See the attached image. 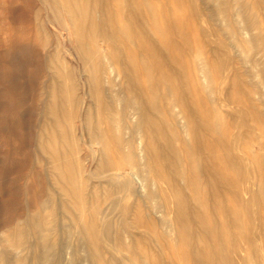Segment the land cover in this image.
Here are the masks:
<instances>
[{"label": "rangeland", "instance_id": "obj_1", "mask_svg": "<svg viewBox=\"0 0 264 264\" xmlns=\"http://www.w3.org/2000/svg\"><path fill=\"white\" fill-rule=\"evenodd\" d=\"M248 2L249 5L242 6L241 0H190L191 9L189 3L181 7L172 4L165 13L168 16L183 15L186 20L185 29L190 42L185 44L179 39L180 60L187 65V71L197 78V86L207 95L209 109L217 111L223 123L228 125L226 137L231 144L227 150L261 157L264 155L262 123L247 119L250 122L246 126L241 118V113L249 106L264 107V74L261 75L259 70L264 67V0ZM110 4L115 7V0H110ZM238 7L243 8L245 16L249 13L253 15L249 24L250 30L255 33L252 38L241 30L244 20L237 18ZM159 8L162 5L155 3L149 9L157 11ZM72 35L73 31L66 26L63 17L52 11L47 0H0V264H33L34 256L42 263L45 259V244L41 242L44 233L50 235L51 246L60 233L47 264H179L173 249L181 241L178 237H171L176 234L174 231L171 233L169 228L173 220L164 213L167 205L164 204L161 211L155 209L133 174V171L144 170V161L131 153L130 147L123 142L109 170L105 173L101 171L100 145L84 127L89 122L88 106L95 108L96 101L84 93L83 79L77 74L69 78L66 72V63L77 60L78 50L70 40ZM173 37L179 38L175 32ZM88 38L86 33L84 40ZM117 47L124 48L120 38L114 41L98 38L94 53L102 61L101 84L109 97H113L110 109L106 111L113 107V113L119 115L124 110L117 102L118 83L99 54ZM213 51L219 52L225 59L223 69L217 70L213 63ZM204 58L209 60L210 86L200 77ZM237 80L242 85L239 88L234 86ZM145 83L146 80L143 85ZM54 85L66 87L72 92L73 118L71 122H62L59 131L74 135L72 148L79 168L85 172V178L76 177L78 185L81 181L86 182V187L81 190L85 203L82 214L85 221L93 216L92 219L97 218L100 225L104 224L105 236L100 234L98 240L79 232L80 227L76 225L81 206L76 196L71 197L59 188L45 158L42 128L48 121L49 89ZM161 91L163 93L164 90ZM167 106L163 113L171 112ZM172 132H175L173 143L182 147L185 135L180 126L176 124ZM238 132L239 141H234L232 135ZM124 136L127 142L133 137V131L125 130ZM207 141L214 143L215 138L210 136ZM177 151L179 159L175 158L176 162L194 170L198 159L193 157L189 162L187 147ZM220 152L222 150L215 153ZM216 159L215 154L204 157L208 164ZM208 171L209 167L205 166V172ZM216 177L211 175L209 178L212 180L208 179L217 183L219 177ZM176 180V186H182L187 194L190 190L193 193L181 177ZM127 183H131V192L123 188ZM209 192L212 198L213 190ZM230 194V189L225 187L223 199H229ZM127 200L133 204L128 212L121 204V201ZM204 209L207 210L208 206ZM27 213L36 219V224L33 231L30 230L20 241V232L6 231L14 228L20 215ZM254 226L259 232L253 238L257 236L256 243L260 245L255 255L261 257L264 256L262 216ZM198 234L197 229L196 237L201 243ZM130 238H139L144 247L138 248L136 253L130 252ZM87 243L98 246L100 257L97 255L95 258L88 253L90 248ZM239 254L247 256L248 264H251L254 257L249 245L244 246Z\"/></svg>", "mask_w": 264, "mask_h": 264}, {"label": "bare ground", "instance_id": "obj_2", "mask_svg": "<svg viewBox=\"0 0 264 264\" xmlns=\"http://www.w3.org/2000/svg\"><path fill=\"white\" fill-rule=\"evenodd\" d=\"M47 1L52 11L63 17L66 26L73 31L70 40L76 45L78 53L76 61L65 65L68 77L77 74L83 79L84 93L96 101L95 108L93 105L88 106L89 122L84 127L88 128L87 131L93 135L96 144L100 145L101 171L105 173L109 170V165L119 154L123 142L126 147H130L131 153L137 154L144 161V170L133 171V174L140 188L147 192L154 203L155 209L160 210L164 204L167 205L164 213L173 220L169 228L171 233L174 231L176 234L171 237H178L181 241L175 242L176 248L173 249L179 264H248V257L239 254L246 245L251 247L254 257L251 264H264V256L255 255L260 245L257 246V236L253 238L259 232L254 228L256 220L261 216L264 220V155L248 156L227 150L231 144L226 137L228 125L223 123V118L217 111L209 109L207 95L197 86V78L187 71V65L180 60L179 39L184 40L185 44L190 42L185 29L186 20L183 15L168 16L165 12L172 4L181 7L189 3L191 9L193 5L190 0H115V7L110 4V0ZM248 1L241 0L242 6L249 5ZM155 3L162 5V8L157 11L150 10ZM240 17L244 20L241 27L243 33L248 38L255 36L249 26L253 15L249 13L245 16L243 8L238 7L237 18ZM173 32L179 38L175 39ZM86 33L89 38L85 41ZM98 38L111 41L120 38L124 45V48L99 52L118 83L119 93L116 92V96L118 104L124 110L123 114H114L113 107L106 111L110 109V100L113 97H109L100 81L102 61L94 53ZM213 53L212 59L217 70L223 69L225 59L219 52ZM179 61L181 63L178 64ZM207 70L209 71V60L204 58L200 77L210 86L212 81ZM259 70L263 75L264 67ZM144 80L147 81L145 85ZM234 86L239 88L242 85L237 80ZM160 88L164 90L163 93ZM49 92V117L42 128L41 139L45 158L49 161L56 184L71 197L76 196L81 206V215L77 218L76 225L77 228L80 227L79 232L91 235L92 240H98L100 234L105 232L104 224L100 225L97 218V221L92 219L93 216L85 221L82 214L85 203L81 190L86 187V182L81 181L78 185L76 180L79 179L76 177L79 175L81 179L85 178V172L79 168L72 148L74 135L59 131L62 122L72 121V92L66 87L56 85ZM166 106L171 109L170 113H163ZM241 115L246 126L250 122L247 119H252L255 123L261 122L260 130L264 136V107L249 106ZM176 124L185 135L182 147L189 150V162L193 157L198 159L194 170L178 164L175 160L179 159L177 150L182 148L172 141L175 135L172 128ZM128 129L133 131V137L126 142L124 135ZM239 134L232 135L234 141H239ZM210 136L215 138L214 143L207 141ZM217 150L222 152L216 154ZM212 154L217 155V159L215 162L206 163L204 157ZM205 166L209 167V173L205 172ZM211 175L219 177L217 183L209 181L212 180L209 178ZM179 177L185 185H190L193 193L190 190L187 194L182 186L175 185ZM130 184L123 187L128 192L132 191ZM225 187L231 191L227 200L222 197ZM210 189L213 190L212 198ZM121 202L126 212L131 210V202ZM206 205L207 210L204 209ZM35 224L36 219L30 213L22 214L14 228H9L6 232H20L21 241ZM197 229L201 243L196 237ZM59 234L54 240V246ZM49 240L50 235L44 233L41 238V242L45 244L43 262L37 261L34 256L31 263L47 264L53 247ZM86 246L90 248L89 254L92 253L95 258L97 255L100 257L97 245L89 246L87 243ZM128 247L130 252L136 253L144 245L139 238H130Z\"/></svg>", "mask_w": 264, "mask_h": 264}]
</instances>
